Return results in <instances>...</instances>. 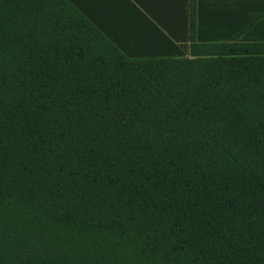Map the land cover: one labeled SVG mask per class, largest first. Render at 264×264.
Segmentation results:
<instances>
[{
    "label": "trees",
    "instance_id": "trees-1",
    "mask_svg": "<svg viewBox=\"0 0 264 264\" xmlns=\"http://www.w3.org/2000/svg\"><path fill=\"white\" fill-rule=\"evenodd\" d=\"M126 56L69 0H0V264H264V43Z\"/></svg>",
    "mask_w": 264,
    "mask_h": 264
},
{
    "label": "crops",
    "instance_id": "crops-1",
    "mask_svg": "<svg viewBox=\"0 0 264 264\" xmlns=\"http://www.w3.org/2000/svg\"><path fill=\"white\" fill-rule=\"evenodd\" d=\"M126 56L190 57L191 0H69ZM195 44L264 43V0H195Z\"/></svg>",
    "mask_w": 264,
    "mask_h": 264
}]
</instances>
